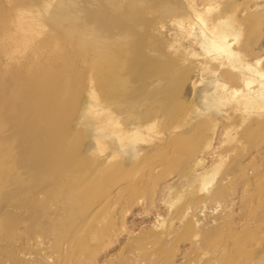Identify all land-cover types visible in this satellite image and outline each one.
I'll return each mask as SVG.
<instances>
[{
    "label": "rangeland",
    "instance_id": "rangeland-1",
    "mask_svg": "<svg viewBox=\"0 0 264 264\" xmlns=\"http://www.w3.org/2000/svg\"><path fill=\"white\" fill-rule=\"evenodd\" d=\"M73 1L133 33L156 71L124 98L95 101L90 58L68 46L74 157L57 184L12 186L10 163L0 168V264H264V0H160L170 14H130L135 0ZM32 19L65 38L51 18ZM224 21L222 38L214 28ZM50 45L31 46L41 66L55 57ZM15 56L0 53V74L23 60ZM165 96L158 116L116 126L137 138L96 123L119 104L117 118Z\"/></svg>",
    "mask_w": 264,
    "mask_h": 264
},
{
    "label": "bare ground",
    "instance_id": "bare-ground-1",
    "mask_svg": "<svg viewBox=\"0 0 264 264\" xmlns=\"http://www.w3.org/2000/svg\"><path fill=\"white\" fill-rule=\"evenodd\" d=\"M2 1L0 53L11 60H14L15 54L22 53L23 60H18L19 63L12 71L0 74V168L10 163L4 173L11 176L12 186L32 187V183L42 184L47 181L57 184L61 181L66 163L74 157L77 143V135L68 140L65 131L75 100L78 73L75 52L71 54L68 46L87 60L90 58L93 69L90 91L95 101L112 102L124 98L132 84L150 78V74L156 70H151L140 57L138 39L133 33L120 28L116 21L101 17L80 2L6 0L9 4L6 8ZM107 1L113 3L114 0ZM135 1L137 7H133L130 14L152 10L172 13L171 8L160 0ZM31 14L51 18L55 27L64 29L69 44L56 30L40 29L38 22L32 19L33 15L30 17ZM228 29L229 22L224 21L215 26L214 32L225 38ZM46 43L52 44L47 48V53L54 52L55 57L41 66V54L38 53L34 59L31 46ZM219 48L216 46V49ZM224 50L231 54L228 48ZM237 67H241V64L238 63ZM167 99L166 96L157 97L155 104L153 101H143L137 112L131 110L126 116L117 118L114 114L120 112L119 104L106 115L97 113L96 123L100 129L118 135L120 141L137 138L116 126L131 125L140 122L142 118L158 116L162 100ZM242 102L245 103V100ZM135 116L136 119L132 121ZM150 122L148 120L147 124ZM75 167L77 175L82 178L88 176L91 170L83 161L75 162ZM99 167L95 169L99 170ZM107 169L101 170L102 173H106ZM14 195L12 191L11 196Z\"/></svg>",
    "mask_w": 264,
    "mask_h": 264
}]
</instances>
